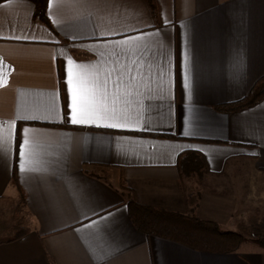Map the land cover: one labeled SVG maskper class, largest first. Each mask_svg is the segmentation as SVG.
<instances>
[{
  "label": "crops",
  "instance_id": "crops-1",
  "mask_svg": "<svg viewBox=\"0 0 264 264\" xmlns=\"http://www.w3.org/2000/svg\"><path fill=\"white\" fill-rule=\"evenodd\" d=\"M154 4L155 16L145 0H54L48 28L30 2L0 3V141L11 136L7 152L0 143V218L26 223L0 240V264H264L246 241L198 252L128 218L129 198L188 214V195L191 214L224 231L264 217V100L215 110L264 75V0ZM69 59L119 101L127 127L70 122ZM25 128L40 163L22 173ZM185 151L201 154V179L180 175Z\"/></svg>",
  "mask_w": 264,
  "mask_h": 264
},
{
  "label": "trees",
  "instance_id": "trees-1",
  "mask_svg": "<svg viewBox=\"0 0 264 264\" xmlns=\"http://www.w3.org/2000/svg\"><path fill=\"white\" fill-rule=\"evenodd\" d=\"M7 0H0L4 2ZM33 6V19L50 28L46 16L48 0H26ZM150 11L155 16L154 0H145ZM264 100V75L260 77L247 91L245 96L235 102L218 105L215 110L222 114H233L251 108ZM64 128H72L63 124ZM159 138H175L155 135ZM182 177L201 179L206 172L204 160L198 152H182L176 162ZM12 185H15L12 177ZM190 207L188 214L170 212L140 205L131 198L126 200L127 214L133 227L146 236H154L164 240L184 245L192 250L213 254H228L236 251L242 242L250 241L264 250V217L251 218L247 224H238L234 231H224L216 223L197 218L191 212L195 206L196 197L186 198ZM27 231L16 235L10 241L22 237ZM9 242V241H8Z\"/></svg>",
  "mask_w": 264,
  "mask_h": 264
},
{
  "label": "snow or ice",
  "instance_id": "snow-or-ice-1",
  "mask_svg": "<svg viewBox=\"0 0 264 264\" xmlns=\"http://www.w3.org/2000/svg\"><path fill=\"white\" fill-rule=\"evenodd\" d=\"M49 8L54 7V0H48ZM68 94L71 99L69 108L71 110L70 122L73 125L97 124L102 123L108 127L123 128L127 127V122L121 120V111L115 106L119 101L115 98L109 100L107 91H101L99 86L90 79L89 74L85 73L83 66L75 65L71 59L68 60ZM187 87V83H185ZM17 118H28L20 117ZM40 119L41 117H32ZM14 123L9 125L14 129ZM23 139L19 143V170L20 172L34 171V165L40 163L37 153V145L29 135L30 129H23ZM11 136L4 137L0 143L3 144L5 152L10 146Z\"/></svg>",
  "mask_w": 264,
  "mask_h": 264
},
{
  "label": "rangeland",
  "instance_id": "rangeland-1",
  "mask_svg": "<svg viewBox=\"0 0 264 264\" xmlns=\"http://www.w3.org/2000/svg\"><path fill=\"white\" fill-rule=\"evenodd\" d=\"M243 168L244 169H251V167H250V165L248 163H246ZM4 212H5V210H4ZM1 214H2V217L0 218V240L3 239V238H6L10 234H13V232H14L13 229H15L16 226H18L19 223L22 222L23 225L24 224L26 225V223L24 222V219L20 218V216L19 217L16 216V218L11 220L10 218H8V219L6 218L7 215H3V213H1ZM252 245H255V244H252V242L250 243V242L246 241L244 244H242V247L243 248H247V247L252 246Z\"/></svg>",
  "mask_w": 264,
  "mask_h": 264
}]
</instances>
